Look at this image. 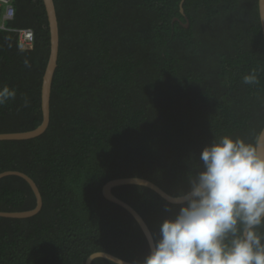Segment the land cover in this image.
Wrapping results in <instances>:
<instances>
[{"label": "trees", "instance_id": "trees-1", "mask_svg": "<svg viewBox=\"0 0 264 264\" xmlns=\"http://www.w3.org/2000/svg\"><path fill=\"white\" fill-rule=\"evenodd\" d=\"M180 1L53 0L59 48L48 127L32 139L0 141V173L32 178L42 207L29 218L0 217V264H84L94 252L141 263L149 252L141 229L103 197L102 186L140 177L173 196L201 167L205 145L223 136L256 145L264 126L257 0H184V15ZM11 4L13 17L0 29V87L16 97L0 106V133L41 123L49 56L42 0ZM20 29L31 30L30 48L18 47L12 30ZM253 70L259 83L245 84ZM112 193L137 211L153 239L174 212L143 186ZM34 207L22 178L0 179V212Z\"/></svg>", "mask_w": 264, "mask_h": 264}, {"label": "clouds", "instance_id": "clouds-1", "mask_svg": "<svg viewBox=\"0 0 264 264\" xmlns=\"http://www.w3.org/2000/svg\"><path fill=\"white\" fill-rule=\"evenodd\" d=\"M243 82L259 83L257 72ZM15 97L14 88L0 87V106ZM199 160L187 187L165 205L174 212L141 264H264V156L252 143L223 136L205 145Z\"/></svg>", "mask_w": 264, "mask_h": 264}, {"label": "water", "instance_id": "water-1", "mask_svg": "<svg viewBox=\"0 0 264 264\" xmlns=\"http://www.w3.org/2000/svg\"><path fill=\"white\" fill-rule=\"evenodd\" d=\"M184 0L180 1L179 11L184 15L182 9V3ZM43 6L45 9L48 30H49V56L47 64L42 76L41 90H40V110H41V123L34 129L24 132H13V133H0V141L3 140H28L40 136L44 133L49 124V115H50V92H51V83L54 74V70L57 66V57H58V48H59V31H58V22L56 17V11L53 0H42ZM258 6V15L259 22L261 27V34L264 45V0H257ZM184 27L188 26V23L183 24ZM255 148L257 151L264 156V126L262 127L257 140ZM6 176H17L22 178L30 187L33 195L35 197V207L31 210L19 211V212H0V217L5 218H15V219H24L36 215L42 207V198L41 194L36 186L35 182L23 172L20 171H4L0 173V179ZM121 185H138L149 188L157 193L161 198L170 203V198L172 197L160 187H158L153 182L140 178V177H126V178H116L106 182L101 189L102 195L108 201L122 207L125 209L136 221L139 228L141 229L146 242L150 250V244L153 242L152 234L142 219V217L137 213V211L132 208L129 204L122 201L112 193V188L121 186ZM96 258H103L109 261H112L116 264H141V263H132L125 260H122L110 253L106 252H94L91 253L86 259L84 264H92V261Z\"/></svg>", "mask_w": 264, "mask_h": 264}, {"label": "built area", "instance_id": "built-area-1", "mask_svg": "<svg viewBox=\"0 0 264 264\" xmlns=\"http://www.w3.org/2000/svg\"><path fill=\"white\" fill-rule=\"evenodd\" d=\"M13 17V7L11 4V0H0V29L6 30L4 26L5 20H10ZM17 33V42L18 47L21 49L30 48L33 35L31 30L28 29H20V30H12Z\"/></svg>", "mask_w": 264, "mask_h": 264}]
</instances>
